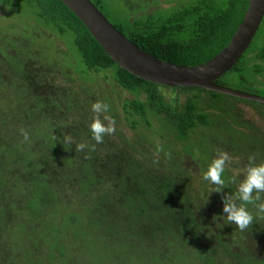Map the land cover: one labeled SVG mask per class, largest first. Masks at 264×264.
I'll return each instance as SVG.
<instances>
[{"label":"trees","instance_id":"1","mask_svg":"<svg viewBox=\"0 0 264 264\" xmlns=\"http://www.w3.org/2000/svg\"><path fill=\"white\" fill-rule=\"evenodd\" d=\"M92 1L143 50L190 66L212 59L229 44L249 5V0ZM14 5L42 29L29 31L28 23L18 31L15 24L0 27V264H264V248L253 255L245 242L251 233L264 247V218L244 231L226 220L217 224L222 195L235 191V184L212 199L208 188L195 195L188 168L176 160L167 133V143L154 147L165 160L154 165L148 148L132 149L110 135L98 144L89 128L92 101L99 99L113 111L102 75L133 96L123 104L132 128L139 123L149 128L156 114L163 133L168 126L177 140H188L186 150H192L196 128L217 130L219 114L208 111H218L216 100L230 95L175 87L193 95L184 104L179 96L171 102L162 88L172 87L119 66L61 0H15ZM262 26L264 31V20ZM261 31L215 83L233 87L237 79L247 86L263 72ZM52 32L66 39L67 50L56 45ZM201 100L211 108H203ZM21 129L29 133L28 141ZM118 135L124 140L123 133ZM257 140L261 144L253 145L249 156L260 163L264 142ZM79 143L87 147L76 151ZM220 143L196 149L203 172L218 149L227 146L235 155L232 142ZM226 174V180L238 178L231 168ZM249 209L255 213L252 205Z\"/></svg>","mask_w":264,"mask_h":264},{"label":"rangeland","instance_id":"2","mask_svg":"<svg viewBox=\"0 0 264 264\" xmlns=\"http://www.w3.org/2000/svg\"><path fill=\"white\" fill-rule=\"evenodd\" d=\"M7 1V0H5ZM14 1H11L9 3H3L0 0V27L5 26L6 28L9 25L15 24L17 26L18 30H23L26 28L27 23L30 25L28 26L29 31L30 30H40L42 27L40 25H37L35 20L28 19L30 18L27 14L24 12H21L18 10V8L14 5ZM119 3H122V0H116ZM115 11L113 13H116V6L113 7ZM119 10L121 11V6L119 7ZM44 26V25H43ZM10 27V26H9ZM262 31L260 32L261 37L260 40L263 41L264 39V31L263 26ZM260 27V29H261ZM16 28V27H15ZM41 30L40 32L45 31ZM11 29V28H10ZM9 29V30H10ZM259 29V30H260ZM4 32H8L7 30H3ZM13 31V30H12ZM259 32V31H258ZM13 34L16 33V30L12 32ZM51 37H55V40L59 43L55 44L58 45L63 50H67V45L65 43V38H62L58 35L56 36L55 32L50 33ZM36 37L37 35L34 34ZM40 42L44 43V40L39 38ZM250 56V55H249ZM250 66H253L252 61H250ZM260 67L263 68V72L258 75L257 77H253L251 80V84H247V86H243L239 83V81L234 79V83L231 88L246 91L252 94H256L259 96L264 97V62L259 63ZM102 87L105 88V93L108 97L112 99L113 102V111L112 113L108 111L107 115H109L112 119L115 121V131L114 133L110 134L111 139L115 140L116 142L123 141L124 144H127L128 146H131L132 149L134 147L141 148H148L153 153L152 159L150 160L151 164H156L155 160H162V155L158 154L156 151V148H154L156 145H160L162 143L166 144L167 141L163 138L164 134L167 133V136L169 137L171 141V147L173 151L176 153V160L179 161L182 165V167L188 168V185L189 187L194 190L193 194H198V192H201L203 188L207 189V199H212L216 196L215 192V185H212L209 181H206L203 179V170L202 165L200 164L198 157L196 156L195 151L200 150L201 147L205 148L209 146V144L214 146L221 145L220 142H232L235 152L230 153L227 146L222 149V151H226L229 156L231 157L230 161L226 163L225 173L224 175H227L228 173L233 169L234 173L238 176V179H242L245 173L244 168L241 170L238 168H241L242 166L247 165L249 162V152L252 149V146L256 143L261 144V141L257 140V136L263 139L262 142H264V104H257V103H250L252 106L246 104V101L241 99H236L230 96H221L216 100L219 104L220 108L214 110V108H211L212 105H210L208 102H205L204 100H201L200 104L205 108L206 110L210 109L208 113L212 114L214 112H217L219 114L216 116L215 120L219 121V126L217 130L214 129V126L212 127H199L196 128L195 132L191 134L190 138V144L192 146V150L185 149L186 143H188V140H177L174 137V134L170 132L169 127L167 126V130L163 133L161 127L164 126L162 122L160 121L159 117L156 114H151V125L150 127H146L144 124L139 123L137 128H132L127 120H126V113L123 108V104L126 98H132L133 96L130 95L127 92H123L120 88L115 87L111 82L104 78L102 75L101 77ZM163 93L166 95L168 100H172L180 97V101L182 104L186 103V100L188 97H191L193 94L191 92H182L180 93L179 89L174 88H162ZM192 91V90H187ZM100 101L99 99H96L92 101L88 106V111L90 113V120L94 118V113L91 110L92 103ZM113 114V115H112ZM107 123V122H105ZM119 131V132H118ZM118 132V133H116ZM123 133L124 140H122L119 137V133ZM218 139L219 142H213L214 139ZM258 141V142H257ZM126 142V143H125ZM189 144V143H188ZM197 149V150H196ZM133 151V150H131ZM252 152V151H251ZM198 153V151H197ZM238 154V155H237ZM139 157H142L139 154H135ZM208 161V160H207ZM255 161V160H254ZM247 162V163H246ZM167 164V162L165 163ZM231 175V173H230ZM228 176V175H227ZM205 202L201 201L200 206L202 209L205 210ZM221 204V203H220ZM220 204H217V207H220ZM219 205V206H218ZM222 205V204H221ZM222 207V208H221ZM218 210L219 216L217 218V224H220L224 221L220 216L222 215V209L223 205ZM207 211H209L207 209ZM211 211V215H212ZM217 212V213H218ZM235 230V227H234ZM248 239H245V242L251 246V251L256 255H260L259 251L264 248L263 245H261L262 241L260 242V238H254L251 233L247 234Z\"/></svg>","mask_w":264,"mask_h":264},{"label":"water","instance_id":"3","mask_svg":"<svg viewBox=\"0 0 264 264\" xmlns=\"http://www.w3.org/2000/svg\"><path fill=\"white\" fill-rule=\"evenodd\" d=\"M61 1L84 23L105 52L130 73L172 88H204L264 104L262 96L215 83L232 70L254 41L264 20V0H249L229 44L212 59L195 66L167 62L143 50L119 31L92 0Z\"/></svg>","mask_w":264,"mask_h":264},{"label":"clouds","instance_id":"4","mask_svg":"<svg viewBox=\"0 0 264 264\" xmlns=\"http://www.w3.org/2000/svg\"><path fill=\"white\" fill-rule=\"evenodd\" d=\"M91 110L95 115L89 128L92 138L99 144L103 142L105 135L114 133L115 121L107 115L109 111L107 103L96 101L92 103ZM21 133L24 140L28 141L29 133L24 129H21ZM68 143L72 144L71 139ZM86 147L85 143L75 144L76 151H82ZM230 159L226 151L218 149L216 156L204 171L203 179L215 185V192L218 193H224V189L230 184L236 185L235 191L222 195L223 209L220 217L244 231L254 220L264 218V162L255 163V157L249 156V164L246 166L243 178L238 179L233 176L226 180L224 173L226 163ZM249 205L255 208V213L249 209Z\"/></svg>","mask_w":264,"mask_h":264}]
</instances>
